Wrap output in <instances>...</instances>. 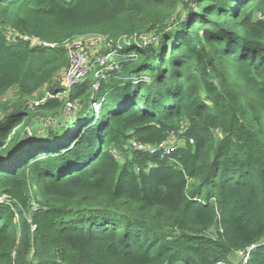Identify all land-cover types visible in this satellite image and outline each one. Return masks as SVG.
Returning <instances> with one entry per match:
<instances>
[{"label": "trees", "instance_id": "trees-1", "mask_svg": "<svg viewBox=\"0 0 264 264\" xmlns=\"http://www.w3.org/2000/svg\"><path fill=\"white\" fill-rule=\"evenodd\" d=\"M86 36L114 69L72 88L73 122L29 141L63 101L3 108L0 264H264V0H0V108L61 93Z\"/></svg>", "mask_w": 264, "mask_h": 264}, {"label": "built area", "instance_id": "built-area-1", "mask_svg": "<svg viewBox=\"0 0 264 264\" xmlns=\"http://www.w3.org/2000/svg\"><path fill=\"white\" fill-rule=\"evenodd\" d=\"M101 37V36H98ZM84 38V37H82ZM77 38L71 44H66L67 49V57H68V67L65 69L63 76L61 78L60 87L63 89L61 93L57 95H51L47 93L45 100L49 99H60L64 101V109L65 110H75L76 105L75 103L71 102L70 99V92L72 88L76 87L80 83L88 78V73L92 72L93 78L91 83L92 91L96 92L99 88L100 81L104 79L109 72L114 69L112 65V61L114 59L113 54L111 53H104V54H97V56L92 57L88 56L85 51V47L82 41ZM103 38V37H101ZM25 40H29L34 44H39L37 40H30L28 38H24ZM47 47H53V45L44 44ZM109 44L105 43V48L109 49ZM129 148L138 152H145L148 154H153L157 150H161L163 154H169L174 150L175 147L168 146L167 143H162L157 147L147 146L141 143L136 142L134 139L128 142ZM112 154L118 158L119 154L117 151L113 150ZM1 200V199H0ZM37 204L32 203L31 210H37ZM255 246H251L244 251L237 252L236 255L238 256L239 261L233 264H247L250 259V252L254 250Z\"/></svg>", "mask_w": 264, "mask_h": 264}, {"label": "rangeland", "instance_id": "rangeland-1", "mask_svg": "<svg viewBox=\"0 0 264 264\" xmlns=\"http://www.w3.org/2000/svg\"><path fill=\"white\" fill-rule=\"evenodd\" d=\"M78 40L83 42L84 47H85V51L88 54V56L95 57V56H97V54H104L107 51V49L105 48L106 41L104 38H101L98 36H86V37H84L82 39H78ZM74 41H76V39L69 42L68 44H71ZM113 62L114 61H112V65H113ZM64 72H65V70L60 72L59 75L55 77L52 85H59L60 86L61 78H62ZM92 74H93L92 72H89L88 78L92 79L93 78ZM47 93H49L48 88H43L38 94H35L28 99H24V98L19 97V95L17 94V91L15 89L8 91L1 100L2 107L0 108V118L3 117V113H4L3 108L4 107L7 108V110H10L13 106H15L20 101H25L26 103H28V107H30V108H37V107L41 106L43 103L46 102L45 98H46ZM61 101H63V99ZM63 104H64V101H63ZM94 108L96 110V107H94ZM74 111L75 110H69L68 111V110H65L64 108H62L60 111V117H57L56 120L46 118V119L42 120V123L40 120V122L37 124V127L34 130L30 128V130L28 131L29 133H28L27 139L29 141H34V140H36V138H38V137L41 138L42 136L47 134V129H51V128L55 127V129L57 130L58 127L65 126L66 122H69V123L73 122L75 120L74 119V113H73ZM49 126H51V127H49ZM167 144H168V146H172V147H177V146L180 147L182 145V141H180L178 138H175V136H171V139L167 140ZM20 151L24 152L25 148L20 150ZM121 155L123 157H125V156H128L129 154L128 153H121ZM121 155L119 154V156L117 158V159H120V163L123 161V157ZM17 158L14 159L13 161L11 159V162H8V164H14L17 161ZM230 261H231V264L239 261L236 253H234L230 257Z\"/></svg>", "mask_w": 264, "mask_h": 264}, {"label": "water", "instance_id": "water-1", "mask_svg": "<svg viewBox=\"0 0 264 264\" xmlns=\"http://www.w3.org/2000/svg\"><path fill=\"white\" fill-rule=\"evenodd\" d=\"M63 108H64V106H63Z\"/></svg>", "mask_w": 264, "mask_h": 264}]
</instances>
